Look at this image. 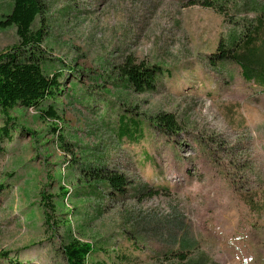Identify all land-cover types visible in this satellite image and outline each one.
<instances>
[{
  "label": "rangeland",
  "instance_id": "1",
  "mask_svg": "<svg viewBox=\"0 0 264 264\" xmlns=\"http://www.w3.org/2000/svg\"><path fill=\"white\" fill-rule=\"evenodd\" d=\"M233 1L238 11L228 13L231 21L245 17L238 9L245 1L264 5ZM43 3V45L65 66L64 92L55 101L60 119L45 121L20 107L9 112L23 131L0 144V182L9 185L0 193V254H18L22 264H64L56 242L43 232L39 191H73L79 162L103 154L132 187L165 191L121 202L91 195L58 201L71 236L96 243V262L169 264L171 251L187 238L196 246L192 260L204 254L216 264H264V89L246 82L234 63L210 67L227 30L224 19L188 0ZM10 5L0 0V18ZM17 41L13 27H0V52ZM128 57L169 69L171 77L154 93L115 87L110 81ZM120 113L143 123L172 114L181 130L168 141L145 128L147 141L123 146L114 137ZM51 124L64 134L69 153L60 149ZM130 219L139 223L133 227L125 222ZM57 230L65 235L64 228Z\"/></svg>",
  "mask_w": 264,
  "mask_h": 264
},
{
  "label": "trees",
  "instance_id": "2",
  "mask_svg": "<svg viewBox=\"0 0 264 264\" xmlns=\"http://www.w3.org/2000/svg\"><path fill=\"white\" fill-rule=\"evenodd\" d=\"M189 5L199 4L204 9H211L224 19L227 30L219 38L214 53L211 54L210 67L219 70L223 64L234 63L241 71L242 78L249 83L264 89V5L253 1H245L239 9L245 17L241 21L229 20L228 13L237 12L233 0H188ZM10 10L0 18V27H13L18 41L10 48L0 52V116L3 125L0 127V144L11 143L14 132L21 133L9 112L15 107L36 111L40 118L49 122H58L59 112L57 98L64 92L63 70L65 66L57 65L43 43L45 39V10L43 0H10ZM250 14L253 17L250 18ZM72 67H68L71 72ZM116 78L110 83L120 89H129L135 94L154 93L156 85L164 77H171L169 69H162L158 64L147 65L135 63L131 58L116 68ZM182 85V84H181ZM52 135L63 152L68 149L66 138L59 132L58 126L51 124ZM162 135L170 141L179 135L180 127L172 114H156L143 123L136 117L120 113L117 117L114 137L118 144L140 145L147 141L144 129ZM30 138L35 133L25 130ZM149 134V133H148ZM173 140V139H172ZM0 150L1 147H0ZM1 152V151H0ZM95 155V154H94ZM108 162V161H107ZM105 155L92 154L79 162V178L73 191L59 188L57 196L47 193V187L39 191V206L42 211L44 234L49 241L54 240L57 251L64 264H100L91 257L95 255V244L84 243L71 236L68 220H60L59 202L73 200L76 196H92L95 199L106 198L111 201H124L127 197L141 198L159 195L165 190H153L147 184L137 188L124 173L109 166ZM51 180L50 183H52ZM50 186V185H49ZM9 188L7 183L0 182V193ZM244 201V199H243ZM253 199H245L248 208L252 207ZM141 217H139V220ZM137 219L125 221L127 224L139 223ZM134 227V226H133ZM58 228L65 229V235L59 236ZM184 238L181 248L171 251L169 264H216L210 262L204 254H193L196 246ZM0 259L8 264L19 263L18 254L1 253ZM92 259V260H91Z\"/></svg>",
  "mask_w": 264,
  "mask_h": 264
}]
</instances>
